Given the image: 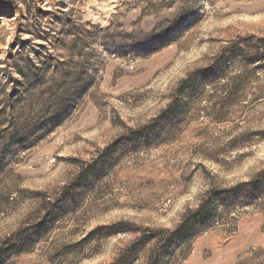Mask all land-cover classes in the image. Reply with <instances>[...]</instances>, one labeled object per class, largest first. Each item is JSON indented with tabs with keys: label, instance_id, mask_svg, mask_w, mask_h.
Here are the masks:
<instances>
[{
	"label": "rangeland",
	"instance_id": "obj_1",
	"mask_svg": "<svg viewBox=\"0 0 264 264\" xmlns=\"http://www.w3.org/2000/svg\"><path fill=\"white\" fill-rule=\"evenodd\" d=\"M0 264H264V0H0Z\"/></svg>",
	"mask_w": 264,
	"mask_h": 264
},
{
	"label": "trees",
	"instance_id": "obj_2",
	"mask_svg": "<svg viewBox=\"0 0 264 264\" xmlns=\"http://www.w3.org/2000/svg\"><path fill=\"white\" fill-rule=\"evenodd\" d=\"M206 212V211H205ZM202 214H204L205 215V213L204 212H199V211H196V213H195V215L190 219V220H192L193 221V219L194 218H196L197 216H199V215H202ZM174 234H176V232H174ZM175 238V237H174Z\"/></svg>",
	"mask_w": 264,
	"mask_h": 264
}]
</instances>
